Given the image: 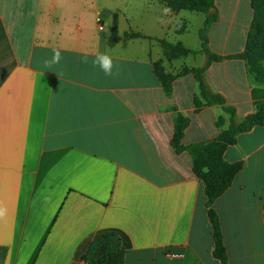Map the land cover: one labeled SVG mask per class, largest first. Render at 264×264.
<instances>
[{"label":"crops","instance_id":"obj_1","mask_svg":"<svg viewBox=\"0 0 264 264\" xmlns=\"http://www.w3.org/2000/svg\"><path fill=\"white\" fill-rule=\"evenodd\" d=\"M164 7L158 0H0V202L8 209L0 264H80L105 229L132 242L110 264H221L206 182L172 139L179 114L190 119L185 146L217 138L230 122L217 126L220 105L196 111L193 75L177 79L167 96L153 66L161 61L171 74L207 67L205 82L236 109L237 122L255 112L256 85L241 59L208 64L200 39L206 14L164 15ZM216 9L211 51L243 53L251 0H216ZM116 21L120 39L111 45ZM182 21L187 29L178 34ZM158 40L199 53L170 61ZM53 49L62 60L46 67ZM105 52L117 75L92 63ZM224 159L243 162L214 204L230 264H264V128L241 134Z\"/></svg>","mask_w":264,"mask_h":264},{"label":"trees","instance_id":"obj_2","mask_svg":"<svg viewBox=\"0 0 264 264\" xmlns=\"http://www.w3.org/2000/svg\"><path fill=\"white\" fill-rule=\"evenodd\" d=\"M173 12L190 11L206 14L204 27L200 30L202 42L201 52L209 56V65L227 59H241L245 61L249 75L254 79L255 87L252 97L255 112L240 122L236 121V109L227 105L226 99L213 93L205 82L204 68H184L177 74L167 73L163 63H154L153 74L162 84L167 96L173 94L174 82L187 75H193L199 85V94L195 96L194 106L197 112L203 108L213 105L223 107L225 116H220L217 126L223 128L229 120L228 128L221 130L219 136L208 142H200L185 146L183 139L185 129L190 124V119L181 114L175 118V131L172 146L177 153L188 152L194 163L195 174L206 182V196L208 214L213 227V238L215 243V257L221 264H230V254L225 242L222 219L214 209L216 200L221 197L232 185L235 177L242 171L243 162L229 163L225 158L226 150L237 144L241 134L253 130L255 127L264 128V0H251L253 10V21L248 32L245 51L241 54L221 56L211 51L209 31L211 26L219 19L216 9V0H158ZM187 24L182 21L177 26V33L183 34ZM127 38H147L140 33L124 34ZM117 21L112 30L111 45L119 41ZM151 39V38H150ZM162 46L165 57L172 61L189 55H196L199 51H193L184 46L183 43L172 44L166 40H158ZM175 109V108H172ZM226 116L229 118H226ZM132 248L129 236L119 229H105L97 232L88 245L82 260L87 264H110L114 257L123 254ZM5 257V251L0 250V261Z\"/></svg>","mask_w":264,"mask_h":264},{"label":"clouds","instance_id":"obj_3","mask_svg":"<svg viewBox=\"0 0 264 264\" xmlns=\"http://www.w3.org/2000/svg\"><path fill=\"white\" fill-rule=\"evenodd\" d=\"M164 15H168L171 12V9L168 7H164L162 9ZM162 22V21H161ZM62 60L61 50L53 49V55L50 60H45V66L51 67L54 64H59ZM95 66H98L106 76L117 75L118 72L114 73L113 69L115 67L113 58L107 52L98 53L95 56V59L92 61ZM8 214V209L0 202V220L4 219Z\"/></svg>","mask_w":264,"mask_h":264},{"label":"built area","instance_id":"obj_4","mask_svg":"<svg viewBox=\"0 0 264 264\" xmlns=\"http://www.w3.org/2000/svg\"><path fill=\"white\" fill-rule=\"evenodd\" d=\"M80 264H87V262H85V261H82Z\"/></svg>","mask_w":264,"mask_h":264}]
</instances>
